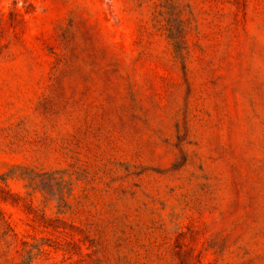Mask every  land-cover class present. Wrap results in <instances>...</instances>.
<instances>
[{"label":"rangeland","instance_id":"1","mask_svg":"<svg viewBox=\"0 0 264 264\" xmlns=\"http://www.w3.org/2000/svg\"><path fill=\"white\" fill-rule=\"evenodd\" d=\"M0 264H264V0H0Z\"/></svg>","mask_w":264,"mask_h":264},{"label":"trees","instance_id":"2","mask_svg":"<svg viewBox=\"0 0 264 264\" xmlns=\"http://www.w3.org/2000/svg\"><path fill=\"white\" fill-rule=\"evenodd\" d=\"M183 45L182 44H177L176 45V50L179 52V54H182V49H183Z\"/></svg>","mask_w":264,"mask_h":264}]
</instances>
